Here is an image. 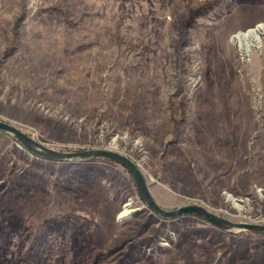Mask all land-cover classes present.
Returning <instances> with one entry per match:
<instances>
[{
	"label": "rangeland",
	"instance_id": "obj_1",
	"mask_svg": "<svg viewBox=\"0 0 264 264\" xmlns=\"http://www.w3.org/2000/svg\"><path fill=\"white\" fill-rule=\"evenodd\" d=\"M0 120L127 157L166 211L264 225V0H0ZM0 264H264V234L159 217L121 166L0 132Z\"/></svg>",
	"mask_w": 264,
	"mask_h": 264
},
{
	"label": "water",
	"instance_id": "obj_2",
	"mask_svg": "<svg viewBox=\"0 0 264 264\" xmlns=\"http://www.w3.org/2000/svg\"><path fill=\"white\" fill-rule=\"evenodd\" d=\"M0 132L11 136L24 149L54 162H86L94 159H102L121 166L130 175L135 185L136 192L140 200L149 208L151 212L166 219H179L181 217H193L204 221L206 224L223 231H246L255 234H264V225L235 224L223 220L209 213L198 206H183L173 211H166L160 208L151 197L145 180L137 166L127 157L106 149H90L84 151L61 152L46 148L33 140L11 124L0 120Z\"/></svg>",
	"mask_w": 264,
	"mask_h": 264
},
{
	"label": "bare ground",
	"instance_id": "obj_3",
	"mask_svg": "<svg viewBox=\"0 0 264 264\" xmlns=\"http://www.w3.org/2000/svg\"><path fill=\"white\" fill-rule=\"evenodd\" d=\"M260 29V28H259ZM258 29V30H259ZM250 38H254L256 41L258 39V42L259 41V36L257 35V29L256 30H249L248 32L246 33H239L237 34L233 39L236 40L238 43H239V47L240 48H249L250 47ZM111 150V149H110ZM137 166V165H136ZM137 168L139 169V167L137 166ZM227 199L229 201H232L234 203L235 206L238 207L237 203H236V200L231 197V196H228ZM133 213V211L129 210L128 208H126L119 216V219H125V218H128L131 214ZM236 232H238V230H235Z\"/></svg>",
	"mask_w": 264,
	"mask_h": 264
}]
</instances>
